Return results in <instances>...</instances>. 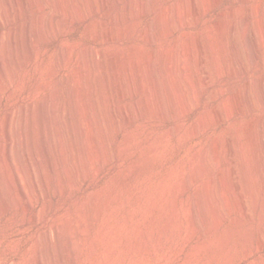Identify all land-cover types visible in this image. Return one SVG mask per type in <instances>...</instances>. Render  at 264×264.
<instances>
[{
  "label": "rangeland",
  "instance_id": "1",
  "mask_svg": "<svg viewBox=\"0 0 264 264\" xmlns=\"http://www.w3.org/2000/svg\"><path fill=\"white\" fill-rule=\"evenodd\" d=\"M45 1L48 3L47 11L37 12L38 4L36 0H0V15L2 18V22H0V264H39L40 256H43V254L45 260L42 261V264H102V262L104 264H264V219H261V214L264 213V154L259 159L256 156V139L254 138L262 133L261 129L263 130V128L259 123L264 118V78H262L264 77V42H262L264 41V35L262 31H260L261 33L259 32V38L256 41L258 44L256 47L258 48L257 51L256 49L254 50L256 56L253 59L254 61L252 60V52L244 44L246 29L251 27L255 21L259 25L262 19L264 20V0H197V12L192 7L187 9L186 6L187 12L191 14V24H187V18L183 14V23H175L174 28L175 26L176 28L170 34H164L168 31L160 28L157 18L165 12L169 14V12H172L169 7L183 1L144 0L148 8L146 15L135 18L129 17L120 25L113 24L114 32L116 33V37L113 39L108 38L107 34H102L100 37L95 38L92 33V27L93 24L100 23L101 20L106 23L111 22L110 20H113L116 16L114 13L117 14L123 11L124 1H121L122 4L119 2L109 7L110 9H105L103 5H100V10L96 12L97 14H92L88 6L84 5V3L87 4L88 0H80L88 16L85 20L80 19L78 14H74L75 12L72 8L75 3L74 0H72L73 2L71 0ZM204 4L208 5L205 6ZM120 5L121 7L119 8ZM57 8L61 9L62 14L65 13L59 26L60 29H48L49 34L48 32L39 35L36 33L33 37L34 41L32 40L30 44L25 43L22 36L25 34L26 29V32L28 31L30 27L28 25L33 21V18L42 13H46L48 14L47 17H50ZM187 12L185 13L187 14ZM171 14L173 15V12ZM171 14L170 16H172ZM195 17L196 19H193ZM158 20H160V17ZM234 22L242 26L240 33L234 34V38H239L237 40L241 50L239 54L243 55L242 61L249 67V74L242 73L241 69L239 71V66V68L237 67L238 70L235 71L236 73L238 72L237 74L234 75V71H231L234 54L231 52L230 40L232 34H230V30ZM216 23L222 25L220 29L216 28L218 25ZM147 27L153 29L152 31L155 34L152 38L153 40H146L143 37L144 31L148 29ZM213 29L220 30L219 32L217 31L216 37L214 36V43L219 40L215 44L221 45L223 43L226 50L220 56L222 62L219 60V62L223 63L221 76L219 74L220 69L217 66L218 64L221 65V63H215L217 61L215 60L216 54L211 45L210 38L213 39V37H208ZM221 29H223V32ZM218 34H221V36ZM11 37L15 39L11 41ZM192 39L197 40L193 41L198 42V44L202 43L199 45V49L200 53L203 54L202 57L204 56L203 68H205V71L210 70L208 73L209 77L213 76L212 78L210 77V82L212 81L213 83L211 82L212 84L210 83L207 86V91L205 90V92L200 84V66L198 63L197 65L194 64L196 63V55L189 52V46L193 42ZM22 40L23 43L21 42ZM61 46L67 52L61 64L56 68L55 64ZM201 46L204 48L201 49ZM19 50L20 52H18ZM201 50L203 51L201 52ZM89 51H94L95 55L97 54L98 58L101 56L100 59L103 61L104 65L99 68L101 69L99 72L101 71L103 80L101 85H97V82L95 83V69L93 71L92 63L90 66L89 62H86V59L90 57V55L89 57L86 56ZM185 52L187 53L185 54ZM98 53L100 54L98 55ZM167 57L170 58L172 64L174 63L172 65L173 69L171 68L172 72H169L175 78L173 79V82H175L171 85L167 84V77L169 76L167 70L162 68L164 67L162 63ZM136 58L144 61L140 68L134 66L137 64ZM150 58L152 59L153 69L148 74L146 73L147 70H145V64L149 62ZM184 58L186 59L184 60ZM86 65L90 66L92 70ZM216 67L218 70H216ZM174 69L175 71H173ZM83 71L85 75L82 76ZM143 71L155 78H153L155 83L149 81V86L158 85L159 96L162 97L163 95L160 99L162 103L164 102L163 106L166 105V107L164 106L165 116H158L157 113L154 114L155 112L153 113L149 110L150 108H147L148 110L145 109L142 117L128 122L125 119L122 108L125 103L126 105H133L138 98V95L133 97L130 93V88L138 90L140 92L139 97L141 96V89L144 83L140 84L141 80L139 81L138 75ZM131 72L134 74H130ZM90 74L93 78L92 76L90 77ZM129 77H132L131 80ZM247 80L252 81V88L248 94L246 92L243 93ZM127 86L131 87L128 89ZM167 87H169L168 90ZM122 88L126 89L125 91L128 94L125 93L123 95L124 90ZM218 89L222 90L220 91L222 94ZM55 90L58 91L57 95L54 93ZM194 90H197L198 93ZM85 91L93 92L91 100L88 101V95H86L87 92L85 94ZM169 93L171 94L169 95ZM172 93L176 96L175 98ZM210 93L213 96L215 95V99ZM229 94L233 95V97ZM208 97L209 99H206ZM228 98L230 103L227 102ZM81 99L85 100L82 101ZM221 100L226 101L227 107L231 104L229 105L231 107V109L229 108L230 111L227 110L226 104L224 105ZM236 100L238 101L236 102ZM181 101L182 104L186 102L188 107L186 113L184 112L179 118L178 107L181 105ZM249 101L251 104L253 103L251 106L248 104ZM91 102H94L93 105ZM60 104L63 106L61 107ZM64 104H68L69 106L67 105V107L72 109L71 112H73L69 122H66V118L63 115ZM237 104L238 106H236ZM86 105L89 107L87 106V108ZM223 105L226 109L223 108ZM220 106L222 107L221 109ZM217 110H220V114L222 111L224 112L221 115L226 120H220L219 116L215 114ZM227 111L230 113H227ZM98 112L102 114L99 115ZM208 112L210 115H208ZM93 114H97L98 117L102 116L105 119L111 118V123L108 124L112 127L107 125L108 129L105 134L109 149L108 159L103 157L104 149L101 147V139L97 138L98 136L96 138L89 136L91 135V118H93L90 116H93ZM11 115H14L13 120L10 124H7V120H9ZM54 115H56V120H54ZM204 115L206 123L204 124L203 121L200 125L199 121ZM211 115L214 116L212 117ZM57 116L62 121L57 119ZM48 120L50 123L47 122ZM117 122L120 123L118 124ZM57 124H60L59 128H57ZM63 124H65L64 127H61ZM258 125H260V128ZM66 126H68V129H66ZM173 128H176V133L169 135L168 132ZM66 130L69 131H67L68 134ZM60 132L62 134H58ZM255 133L257 136L254 135ZM64 135L65 137H63ZM238 135L242 136L241 141H246V147L249 145L247 147V157L249 156L247 165L242 163L244 158ZM129 136L131 141L128 139L130 138ZM61 139L65 140L61 141ZM75 139L78 140H76L77 145L74 143ZM53 140L58 143L53 142ZM91 141L97 142L93 143ZM230 142H232L233 152L235 153H233L232 161H227L225 154L228 146L226 145H229ZM61 144L64 145V148ZM68 145L76 151V155L75 151L72 154V149ZM152 147H155L153 152H151ZM74 156L76 158H73ZM149 156L152 157L149 158ZM203 156H206V162ZM75 159H78V163L73 162ZM201 159L202 161L204 160L203 162L207 166L204 169L205 171L202 168H197L201 167ZM66 160L68 161L66 162ZM79 160L81 163H79ZM139 161L142 163L137 165ZM261 164L263 165V170L260 169L262 168ZM223 166L225 168H231V166L237 168L238 166V169H236L237 176L235 175L236 179L235 176L229 177L231 176L230 170L222 168ZM243 182H245V185ZM233 184H239V186L242 184V187H240L245 190L243 194H246H244L245 198L248 196L246 199H249L247 200L248 203L250 202L251 214L248 218H243L244 220H239L238 202L232 192ZM202 191L208 192V194L206 195ZM202 195H205L204 197L206 198L208 197L210 201L208 213L205 207V200L207 199L202 197ZM227 198L230 199L228 200ZM202 200H204V204ZM210 206L211 208H209ZM193 210L197 212H193ZM213 210L219 213L222 212L221 215H224L225 219L223 218L219 224L214 225L212 228V219H214L212 217L216 213ZM195 228L198 230H196V233ZM191 233L194 235L191 236ZM224 235L226 237H224L225 240H223ZM229 236L232 238L231 240ZM202 241H206L205 244L207 245L202 244ZM112 242L113 245H110ZM203 245L204 248L202 247ZM107 247L108 250L105 251ZM109 249L110 253H108ZM127 249H130V251ZM194 250L198 253L200 250L201 254L197 253L195 255ZM128 252L129 254H127ZM250 252H253V254ZM106 253L108 256L105 255ZM119 253L121 255H118ZM45 254H47L46 257ZM232 254L233 256L231 257ZM101 255L104 257L102 258ZM189 255H193V257ZM102 259H105V261Z\"/></svg>",
  "mask_w": 264,
  "mask_h": 264
},
{
  "label": "bare ground",
  "instance_id": "2",
  "mask_svg": "<svg viewBox=\"0 0 264 264\" xmlns=\"http://www.w3.org/2000/svg\"><path fill=\"white\" fill-rule=\"evenodd\" d=\"M60 1V0H59ZM67 1H70V0H67ZM72 1V0H71ZM75 1V3L73 4L74 6L72 7L74 10V14H78L79 15V18L80 19H83V20H85L88 16H87V14L85 13V11H86V9L84 8V6H82L83 4L82 3H80V0H74ZM82 1V0H81ZM121 1H124L125 2V5L122 7L123 8V11L122 12H120V13H114L116 16H115V18L113 19V20H110L111 22H108V23H106V22H102V20H101V22L100 23H97V24H93V27H92V33L94 34V37L95 38H98V37H100V35H102V34H107L108 35V38H110V39H113L114 37H116V33L114 32V26H113V24H117V25H120V24H122L123 22H125L127 19H129V17L131 18H135V17H140V16H142V15H146V13H147V10H148V8H147V5H146V3L144 2V0H88L87 1V4H85L84 3V5H87L88 6V8H89V10H90V12L93 14V13H96V12H98V10H100V5H103L104 7H105V9L106 8H108V9H110L109 7H111V6H113V5H116V4H118L119 2L122 4V2ZM149 1V0H148ZM175 1V0H174ZM180 1V0H179ZM183 2L181 3V2H179V3H176V4H172L173 6H171V7H169V8H171V10H172V12H173V15L171 14L172 12H169V14L167 13V12H165V13H163L161 16H159L160 17V20H158L159 19V17L157 18V21H159V26H161L160 28H162V29H166L168 32H166V33H164V34H167V33H169L170 34V32L171 33H173V31L175 30V28H176V26H175V28H174V24L175 23H183V21H182V18L184 17V15H185V17L187 18V24L189 25V24H191V21H192V19L190 18V13L189 12H187V10H186V6H187V9L188 8H191L192 7V9L194 10V11H196V8H198V7H196V5H198L197 3H196V1L197 0H182ZM202 1H204V0H202ZM33 2V1H32ZM36 2H37V6H38V8H37V12H44L45 10H46V8H47V6H48V3H47V1H45V0H36ZM56 2H58L57 0H56ZM73 2V1H72ZM198 2V1H197ZM209 2V1H208ZM23 3V2H22ZM35 3V2H34ZM110 3H111V5H110ZM205 3V2H204ZM212 3V2H211ZM24 4V3H23ZM148 4V3H147ZM200 4V3H199ZM209 4V3H208ZM207 4V5H208ZM62 5V4H61ZM60 5V6H61ZM203 5V4H202ZM205 5V4H204ZM207 5H205V6H207ZM200 6V5H199ZM211 6V5H210ZM213 6V5H212ZM256 6H257V4H256ZM121 7V5L119 6V8ZM251 7V6H250ZM56 8V7H55ZM201 8V7H200ZM234 8H236V7H234ZM242 8V7H241ZM252 8H254V7H252ZM23 9V8H22ZM33 9V8H32ZM65 9V8H64ZM162 9V8H161ZM167 9V8H166ZM233 9V8H232ZM249 9H251V8H249ZM88 10V9H87ZM118 10V9H117ZM190 10V9H189ZM226 10V9H225ZM252 10H254V9H252ZM24 11V10H23ZM47 11V10H46ZM228 11V10H227ZM233 11V10H232ZM235 11H236V9H235ZM163 12V11H162ZM185 12H187V14L185 13ZM197 12V11H196ZM243 12V11H242ZM249 12V11H248ZM221 13V12H220ZM219 13V14H220ZM237 13H239V12H237ZM257 13V12H256ZM5 14V13H4ZM32 14V13H31ZM63 14H65V13H63ZM63 14H62V11H61V9H59V8H57L54 12H52V14H51V16L50 17H47V15L48 14H46V13H42V14H40V15H38V16H35V18H33V21L28 25V26H30L29 28H28V31L26 32V30H25V34H23V40L25 41V43H27V44H30L31 42H32V40L34 41V39H33V37H34V35L37 33L38 35L39 34H44V33H46V32H48V34H49V31H47L48 29H53V30H58V28H59V26H60V24L62 23V21H63ZM88 14H89V12H88ZM97 14V13H96ZM96 14H94V15H96ZM170 14L172 15V16H170ZM184 14V15H183ZM196 14V13H195ZM227 14V13H226ZM248 14V13H247ZM90 15V14H89ZM160 15V14H159ZM194 15V14H193ZM235 15V14H234ZM33 16V15H32ZM195 16V15H194ZM201 16V15H200ZM193 17V16H192ZM196 17H197V15H196ZM196 17L195 18H193V19H196ZM250 17V16H249ZM18 18H20V17H18ZM113 18V17H112ZM185 18V19H186ZM244 18V17H243ZM251 18V17H250ZM262 18V17H261ZM4 19V18H3ZM111 19V18H110ZM172 19H173V21H172ZM200 19V18H199ZM221 19V18H220ZM238 20V19H237ZM236 20V21H237ZM245 20H246V17H245ZM253 20H255V19H253ZM4 21V20H3ZM108 21V20H107ZM153 21V20H152ZM198 21V20H197ZM243 21H244V19H243ZM0 22H2V18H1V15H0ZM93 22V21H92ZM96 22H97V20H96ZM156 22V21H155ZM196 22V21H195ZM217 22H219L218 20H217ZM253 22V21H252ZM134 23V22H133ZM136 23V22H135ZM152 23H154V22H152ZM158 23V22H157ZM214 23V22H213ZM220 23H221V21H220ZM218 24V23H216V24H218L217 25V29H220L221 27L220 26H222L221 24ZM223 23V22H222ZM250 23V22H249ZM261 24H259V25H257V23H256V21H255V23L253 24V23H251V24H253L251 27H247L248 29H246V31H245V33H244V40H245V43L244 44H246V48L248 49V50H250L251 52H252V60L253 59H255V49H256V51H257V48L258 47H256V46H258V44H257V39L259 38V32L260 31H262V33H263V35H264V20L262 19V21L260 22ZM5 24V23H4ZM24 24V23H23ZM132 24V23H131ZM27 25V24H26ZM116 25V26H117ZM150 25V24H149ZM155 25V24H154ZM19 26V25H18ZM20 26H21V24H20ZM27 26V27H28ZM62 26V25H61ZM63 26H64V23H63ZM150 26H152V25H150ZM181 26V25H180ZM216 26V25H215ZM119 27V26H118ZM155 27V26H154ZM241 24H239V23H233L232 25H231V30H230V34H232V38H231V40H230V45H231V52H233V54H234V59H233V61H232V63H231V71L233 70L234 71V75L235 74H237L235 71H237L238 69H237V67L239 68V71H240V69H241V72L242 73H247V74H249V67L246 65V64H244L243 63V61H242V56L243 55H241V54H239V52H241V50H240V45H239V43H237V42H239V41H237L239 38H234V34L235 35H237L236 33L238 32V33H240V31L242 30L241 29ZM22 28V27H21ZM116 28V27H115ZM148 28V27H147ZM178 28V27H177ZM214 28V27H213ZM25 29V28H24ZM60 29V28H59ZM123 29V28H122ZM161 29V30H162ZM153 29H151V28H148L147 30H145L144 31V34H143V37L146 39V40H151L152 38H153V36H155V34H154V32L152 31ZM203 30V29H202ZM206 30V29H205ZM222 30V32H223V29H221ZM10 31V30H9ZM24 31V30H23ZM116 31V30H115ZM118 31V30H117ZM119 31H122V30H119ZM162 31H164V30H162ZM161 31V32H162ZM188 31H190V30H188ZM188 31H187V33H188ZM193 31V30H192ZM211 31V30H210ZM218 30H214L213 29V31L211 32V34L208 36V34H207V36L210 38V37H213V39L212 38H210L211 39V45H212V48H213V51L215 52V54H216V59L215 60H217L215 63L217 64V62L218 63H221L222 61L220 60V56H221V54H223V53H225V45L222 43L221 45H216L215 43H217V42H219V40L217 41V42H215L214 43V36L220 31H218ZM14 32H16V31H14ZM165 32V31H164ZM204 32V31H203ZM6 33V32H5ZM9 33V32H8ZM17 33V32H16ZM160 33V32H159ZM210 33V32H209ZM229 33V32H228ZM261 33V32H260ZM18 34H19V32H18ZM199 34V33H198ZM13 35H15V34H13ZM17 35V34H16ZM90 35V34H89ZM120 35H121V33H120ZM159 35V34H158ZM200 35V34H199ZM202 35V34H201ZM219 36H221V34H218ZM51 36V35H50ZM184 36V35H183ZM192 36V35H191ZM205 36V35H204ZM38 37V36H37ZM58 37V36H57ZM202 37V36H201ZM216 37V36H215ZM218 37V36H217ZM15 38H16V36H15ZM15 38H13L12 39V37H11V41L12 40H14ZM20 38V37H19ZM36 38V37H35ZM48 38V37H47ZM192 38V37H191ZM194 38V37H193ZM38 39V38H37ZM51 39V38H50ZM107 39V38H106ZM158 39V38H157ZM196 39V38H195ZM195 39H192V41L193 40H195ZM198 39V38H197ZM262 39V38H261ZM23 40L21 41L22 43H23ZM46 40V39H45ZM103 40H104V38H103ZM153 40V39H152ZM155 40V39H154ZM241 40V39H240ZM187 41V40H186ZM185 41V42H186ZM191 41V40H190ZM195 41H197V40H195ZM195 41H193L191 44H190V46H189V52H191V53H193V54H195L196 55V63H194V64H196L197 65V63L199 64V66H200V68H199V71H200V81H201V86H203V90H204V92H205V90H206V88H207V86H209L210 85V83L212 82H210V79L213 77H209V71H205V68H203L204 67V56L202 57V55L203 54H201L200 53V47H199V45L200 44H202V43H200V44H198V42H195ZM223 41V40H222ZM16 42V41H15ZM18 42V41H17ZM200 42V41H199ZM210 42V41H209ZM262 42H264V41H262ZM19 43V42H18ZM25 43H24V45H25ZM181 43V42H180ZM21 44V43H20ZM26 44V45H27ZM185 44V43H184ZM242 44V43H241ZM257 44V45H256ZM263 44V43H262ZM23 45V44H22ZM177 45V44H176ZM182 45V44H181ZM209 45H210V43H209ZM214 45V46H213ZM229 45V44H228ZM239 45V46H238ZM31 46V45H30ZM175 46V45H174ZM203 46H204V44H203ZM203 46H201V49H203L204 47ZM245 46V45H244ZM64 47H66L65 45H64ZM208 47V46H207ZM206 47V48H207ZM211 47V46H210ZM230 47V46H229ZM228 47V48H229ZM260 47V46H259ZM29 48V47H28ZM169 48V47H168ZM180 48V47H179ZM135 49V48H134ZM173 49H175V48H173ZM239 49V50H238ZM32 50V49H31ZM66 49L65 48H63V46H61V48H59V51H58V58H57V62H56V64H55V67L56 68H58V66L61 64V62H62V60L64 59V57L66 56V52L67 51H65ZM85 50V49H84ZM90 50V49H89ZM166 50V49H165ZM182 50V49H181ZM27 51V50H26ZM87 51V50H86ZM103 51V50H102ZM121 51V50H120ZM131 51V50H130ZM203 50H201V52H202ZM212 51V52H213ZM18 52H20V50L18 51ZM30 52V51H29ZM83 52V51H82ZM97 52V51H96ZM105 52H107V51H105ZM110 52V51H109ZM163 52V51H162ZM165 52V51H164ZM174 52V51H173ZM244 52H245V50H244ZM84 53H86V52H84ZM114 53V52H113ZM122 53V52H121ZM187 52H185V54H186ZM206 53V52H205ZM259 53V52H258ZM30 54V53H29ZM100 53H98V55H99ZM102 54V53H101ZM115 54V53H114ZM131 54V53H130ZM159 54V53H158ZM178 54V53H177ZM192 54V55H193ZM214 54V53H213ZM261 54V53H260ZM86 55V54H85ZM89 55H90V57H89ZM107 55V54H106ZM116 55V54H115ZM118 55V54H117ZM151 55V54H150ZM170 55V54H169ZM195 55H194V57H195ZM256 55H257V53H256ZM29 56V55H28ZM86 56H88L87 58L88 59H86V62L88 63V64H90V66H91V63H92V66L94 67L93 68V71H94V69H95V77H94V79L96 80H93V81H95V83L97 82V85H101L102 83H101V81H103L102 80V78H101V71L99 72V70H101V69H99V68H101L102 66L101 65H104L103 64V61L100 59L101 58V56H100V58H98V56H97V54L95 55V53H94V51L92 52V51H89L88 52V54L86 55ZM105 56V55H104ZM111 56V55H110ZM109 56V57H110ZM140 56V55H139ZM183 56V55H182ZM181 56V57H182ZM185 56V55H184ZM188 56V55H187ZM208 56H209V53H208ZM231 56V55H230ZM241 56V57H240ZM245 56V55H244ZM259 56V55H258ZM118 57V56H117ZM122 57H124V56H122ZM174 57V56H173ZM180 57V56H179ZM215 57V56H214ZM187 58V57H186ZM186 58H184V60L186 59ZM208 58V57H207ZM210 58V57H209ZM144 59V58H143ZM163 59V58H162ZM165 59V58H164ZM182 60H183V58H181ZM84 60H85V58H84ZM90 60V61H89ZM151 60V61H150ZM150 60H149V62L148 63H146L145 65H146V67H145V70H147V72L146 71H143V72H141V74L140 75H138V73H137V75H138V77H139V81L141 80V85H142V82L144 83V86H142V89H141V96L139 97V95H140V92L138 91V90H136V89H132V88H130L131 86H127L128 87V89L130 88L131 89V92H130V90H128L132 95H133V97L135 96H137L138 95V98H137V100L134 102V104L133 105H129V104H127L126 105V103H125V105L123 106V108H122V111L124 112V115H125V119L128 121V122H131V121H133V120H136V119H138V118H140V117H142L143 116V114H144V112H145V109H149V110H151V112H155L154 114H158V116H165V114H164V106L166 107V105H164L163 106V103H162V101H161V99L160 98H162L163 97V95H162V97H160L159 96V87H158V85H156V86H152V85H150L149 86V84H150V82L149 81H153V78L154 77H151L150 75H147L146 73H148L149 74V72L151 71V69H153L152 68V59L150 58ZM177 60V59H176ZM209 60V59H208ZM214 60V61H215ZM219 60L221 61V62H219ZM105 61V60H104ZM108 61V60H107ZM111 61V60H110ZM117 61V60H116ZM136 63L138 64H133L134 66H136V68H137V66H138V68H140L141 67V64L144 62V61H142V60H140V58H136ZM160 61V60H159ZM178 61V60H177ZM254 61V60H253ZM109 62V61H108ZM130 62V61H129ZM181 62H183V61H181ZM212 62V61H211ZM111 63H112V61H111ZM185 63V62H184ZM163 65H164V67H162V68H165L166 70H167V72H168V74H169V76L167 77V80H168V82H167V84L169 83V85H171L172 83H174L173 82V79H175V78H173V74L172 73H169V72H172V65L174 64H172V62H171V60H170V58H166L164 61H163V63H162ZM178 64V63H177ZM223 63H221V65L220 64H218L217 66L219 67V69H220V71H219V74H220V76L222 75V71H221V69H222V67L221 66H223L222 65ZM158 65V64H157ZM182 65V64H181ZM87 66V65H86ZM90 66H87V67H89L90 68ZM133 66V67H134ZM176 66H178V65H176ZM205 66H206V63H205ZM211 66V65H210ZM84 67V66H83ZM161 67V66H160ZM175 67V66H174ZM184 67V66H183ZM54 68V67H53ZM105 68V67H104ZM142 68H143V66H142ZM142 68H141V70H142ZM172 68V69H171ZM176 68V67H175ZM182 68V67H181ZM188 68V67H187ZM217 68V67H216ZM83 69H86V68H83ZM91 70H92V68H90ZM90 69H88V70H90ZM135 69V68H134ZM144 69V68H143ZM164 69V70H165ZM11 70V69H10ZM78 70H80V71H82L81 69H78ZM140 70V69H139ZM159 70H161V69H159ZM163 70V69H162ZM165 70V71H166ZM188 70V69H187ZM196 70H197V68H196ZM216 70H218V68L216 69ZM225 70V69H224ZM223 70V71H224ZM121 71V70H120ZM127 71V70H126ZM131 71V70H130ZM129 71V72H130ZM155 71V70H154ZM173 71H175V69L173 70ZM213 71V70H212ZM79 72V71H78ZM85 72H87V71H85ZM90 72H92V71H90ZM116 72H118V71H116ZM122 72H124V71H122ZM139 72V71H138ZM146 72V73H145ZM162 72V71H161ZM189 72V71H188ZM214 72V71H213ZM262 72H263V70H262ZM82 73V72H81ZM88 73V72H87ZM94 73V72H93ZM133 72H131L130 74H132ZM163 73V72H162ZM165 73V72H164ZM89 74V73H88ZM126 74V73H125ZM134 74V73H133ZM157 74V73H156ZM167 74V75H168ZM218 74V75H219ZM83 75H85V73H84V71H83V74H82V76ZM87 75V74H86ZM152 75H154V74H152ZM190 75V74H189ZM233 75V74H232ZM233 75V76H234ZM89 76V75H88ZM92 75L90 74V77H91ZM115 76H117V75H115ZM126 76V75H125ZM128 76H130L129 74H128ZM260 76H262V75H260ZM259 76V77H260ZM137 77V78H138ZM156 77V76H155ZM165 77V76H164ZM84 78H86V77H84ZM84 78H83V80H84ZM89 78V77H88ZM92 78H93V76H92ZM130 78V77H129ZM132 78V77H131ZM131 78H130V80H131ZM134 78V77H133ZM262 78H264V77H262ZM90 79V78H89ZM89 79H87L88 81H90ZM127 79V78H126ZM155 79V78H154ZM257 79V78H256ZM82 80V81H83ZM166 80V81H167ZM215 80V79H214ZM81 81V82H82ZM86 81V80H85ZM84 81V82H85ZM121 81V80H120ZM165 81V82H166ZM177 81V80H176ZM261 81H263V80H261ZM80 82V83H81ZM84 82H83V84H84ZM87 82V81H86ZM85 82V84H87ZM90 82H92V81H90ZM90 82H88L89 84H90ZM124 82H125V80H124ZM154 83H155V81H153ZM215 82V81H214ZM225 82H226V80H225ZM93 83V82H92ZM213 83V82H212ZM211 83V84H212ZM243 83V82H242ZM255 83H257V82H255ZM79 84V83H78ZM121 84V83H120ZM161 84V83H160ZM251 84H252V81L251 80H247V82H246V84H245V91H243V93L244 92H246V94H248L249 92H250V90H251ZM91 85H93V84H91ZM91 85H89V86H91ZM95 85V84H94ZM130 85V84H129ZM133 85V84H132ZM119 86V85H118ZM127 87H125V88H127ZM135 87V86H134ZM178 87V86H177ZM186 87V86H185ZM189 87V86H188ZM225 87V86H224ZM256 87V86H255ZM254 87V88H255ZM264 87V86H263ZM56 89H57V87H55ZM78 88V87H77ZM81 88V87H80ZM98 88V87H97ZM101 88H102V86H101ZM110 88V87H109ZM118 88V87H117ZM135 88H137V87H135ZM140 88V87H139ZM168 88L169 87H167V90H168ZM187 88V87H186ZM193 88H194V86H193ZM197 88V87H196ZM241 88H242V85H241ZM244 88V87H243ZM253 88V89H254ZM91 90H92V88H90ZM119 89V88H118ZM123 89V88H122ZM179 89V88H178ZM182 89H183V86H182ZM181 89V90H182ZM216 89V88H215ZM223 89V88H222ZM98 90H99V88H98ZM103 90V89H102ZM124 90V94L123 95H125V93H127L125 90L126 89H123ZM163 90V89H162ZM186 90V89H185ZM203 90L201 89V91L203 92ZM219 90V89H218ZM242 90V89H241ZM59 91H61L60 89H59ZM70 91V90H69ZM72 91V90H71ZM79 91V90H78ZM96 91V90H95ZM194 91H197V90H194ZM207 91V90H206ZM220 91H222L221 89L219 90V92ZM224 91V90H223ZM76 92V91H75ZM86 92H87V94H86ZM113 92V91H112ZM163 92V91H162ZM170 92V91H169ZM175 92V91H174ZM183 92V91H182ZM190 92V91H189ZM211 92V91H210ZM215 92V91H214ZM218 92V91H217ZM216 92V93H217ZM240 92V91H239ZM238 92V93H239ZM255 92V91H254ZM55 95H57V93H58V91L57 90H55ZM81 93V92H80ZM93 92H91L90 93V91H85V94L86 95H88V101L89 100H91V94H92ZM98 93H100V92H98ZM187 93V92H186ZM194 93V92H193ZM197 93H198V91H197ZM215 93V94H216ZM221 93V92H220ZM237 93V94H238ZM258 93V92H257ZM84 94V95H85ZM97 94V93H96ZM103 95H104V93H102ZM101 94V95H102ZM110 94V93H109ZM112 94V93H111ZM122 94V93H121ZM128 94V93H127ZM171 93H169V95H170ZM176 94V93H175ZM203 94V93H202ZM211 94V93H210ZM212 94H213V91H212ZM211 94V95H212ZM222 94V93H221ZM251 94V93H250ZM54 95V94H53ZM60 95V94H59ZM74 95H75V93H74ZM73 95V96H74ZM77 95V94H76ZM93 95V94H92ZM168 95V96H169ZM172 95L174 96V94L172 93ZM180 95H181V93H180ZM193 95H195V94H193ZM209 95V94H208ZM207 95V96H208ZM211 95H210V97H211ZM216 95H218V94H216ZM220 95V94H219ZM230 95V94H229ZM245 95V94H244ZM70 96V95H69ZM105 96V95H104ZM111 96V95H110ZM122 96V95H121ZM128 96V95H127ZM181 96H183V94L181 95ZM180 96V97H181ZM213 96V95H212ZM224 96V95H223ZM230 96H232L233 97V95H230ZM264 96V95H263ZM262 96V97H263ZM72 97V96H71ZM79 97V96H78ZM100 97V96H99ZM172 97V96H171ZM176 96H174V98H175ZM196 97V96H195ZM203 97V96H202ZM205 97V96H204ZM215 97V95L213 96V99H215L214 98ZM235 97V96H234ZM237 97V96H236ZM240 97H242V96H240ZM245 97V96H244ZM256 97V96H255ZM86 98V97H85ZM96 98H97V96H96ZM105 98V97H104ZM173 98V99H174ZM182 98V97H181ZM216 98H217V96H216ZM222 98V97H221ZM220 98V99H221ZM230 98V97H229ZM229 98H228V101L227 102H229L230 103V101H229ZM237 98H239V97H237ZM236 98V99H237ZM247 98V97H246ZM249 98V97H248ZM75 99V98H74ZM100 99H103V98H100ZM192 99V98H191ZM191 99H190V101H191ZM206 99H209V97L208 98H206ZM205 99V100H206ZM220 99H218V100H220ZM226 99V98H225ZM235 99V98H234ZM242 99V98H241ZM251 99V98H250ZM249 99V100H250ZM82 101H84L83 99H81ZM113 100H115V99H113ZM172 100V99H171ZM182 100V99H181ZM232 100H233V98H232ZM245 100V99H244ZM80 101V100H79ZM101 101V100H100ZM103 101V100H102ZM170 101V100H169ZM185 101H186V99H185ZM206 101H208V100H206ZM221 101H223V100H221ZM234 101V100H233ZM232 101V102H233ZM238 100H236V102H237ZM248 101V100H247ZM251 101V100H250ZM250 101H249V105L251 106L252 104L250 103ZM87 102V101H86ZM106 102V101H105ZM114 102V101H113ZM171 102V101H170ZM173 102H174V100H173ZM184 102V101H183ZM187 102V101H186ZM186 102H184V104H182V101L180 102L181 103V105H179V104H177V105H179V107H178V117L180 118L181 116H182V114H184V112L186 113V111H187V103ZM189 102V101H188ZM220 102V101H219ZM262 102V101H261ZM261 102H260V104H261ZM93 103L94 102H91V104L93 105ZM96 103V102H95ZM112 103V102H111ZM175 103H176V101H175ZM207 103V102H206ZM222 103V102H221ZM234 103V102H233ZM255 103H256V101H255ZM56 104V103H55ZM90 104V105H91ZM204 104V103H203ZM223 104L227 107V103H226V101L224 100L223 101ZM236 104V103H235ZM259 104V103H258ZM61 105V104H60ZM68 105V104H67ZM67 105L66 104H64V108H63V115H64V117L66 118V122H69V121H71V118H72V113L73 112H71L72 111V109H69L68 107H67ZM89 105V104H88ZM88 105H86V107L88 106ZM106 105V104H105ZM114 105V104H113ZM175 105V104H174ZM192 105V104H191ZM221 105V104H220ZM224 105H223V108H224ZM229 105H231V104H229ZM228 105V109L227 110H229V108L231 109V107ZM241 105V104H240ZM239 105V106H240ZM245 105V104H244ZM54 106V105H53ZM63 105H61V107H62ZM69 106V105H68ZM71 106V105H70ZM80 106H81V104H80ZM99 106V105H98ZM112 106V105H111ZM194 106V105H193ZM192 106V107H193ZM218 107H219V105H217ZM217 106H215V107H217ZM222 106V105H221ZM220 106V109L222 108ZM236 106H238V104L236 105ZM59 107V106H58ZM89 107V106H88ZM87 107V108H88ZM93 107V106H92ZM107 107V106H106ZM105 107V108H106ZM226 107L224 108V109H226ZM85 108V107H84ZM103 108V107H102ZM173 108V107H172ZM176 108V107H175ZM214 108V107H213ZM86 109V108H85ZM90 109V108H89ZM92 109H95V108H92ZM97 109V108H96ZM95 109V110H96ZM115 109V108H114ZM147 109V110H148ZM190 109V108H189ZM189 109H188V111H189ZM223 109V110H224ZM241 109V108H240ZM56 110V109H55ZM94 110V111H95ZM175 110H177V109H175ZM239 110V109H238ZM245 110H247L246 108H245ZM251 110V109H250ZM62 111V110H61ZM84 111V110H83ZM83 111H82V113H83ZM93 111V110H92ZM91 111V112H92ZM214 111V110H213ZM218 111V110H217ZM217 111H215L214 113L217 115V116H219V118H220V120L221 121H224V117H222V115L221 114H223L224 112L222 111V113L220 114L219 112H220V110L217 112ZM230 111V110H229ZM229 111H227V113L229 112ZM177 112V111H176ZM226 112V111H225ZM247 112V111H246ZM52 113V112H51ZM86 113V112H85ZM93 113V112H92ZM97 113V112H96ZM99 113V115H101L100 114V112H98ZM114 113V112H113ZM112 113V114H113ZM210 113H213V112H210ZM213 113V114H214ZM230 113V112H229ZM57 114V113H56ZM59 114V113H58ZM232 114V113H231ZM264 114V113H263ZM104 115V114H103ZM208 115H210L209 114V112H208ZM55 117H54V120H56L55 118H56V115H54ZM59 116H61L60 114H59ZM104 116H106V115H104ZM157 116V117H158ZM202 116V115H201ZM207 116V115H206ZM212 117L214 116V115H211ZM228 116V115H227ZM229 116H231L230 114H229ZM13 117H14V115H11L10 116V118H9V120H7L8 121V123L7 124H10L11 123V121L13 120ZM58 117V116H57ZM61 117H63V116H61ZM64 117L62 118V119H64ZM90 117H93V118H91V128H90V130H91V135H89V136H92V137H97V138H100L101 139V147L104 149V154H103V157H105V159H108L107 157H108V144H107V141H106V136H105V134H106V132H107V125L109 126L110 124H108V123H111V118L109 119V118H102V116L101 117H98L97 116V114L95 115V114H93V116H90ZM109 117V116H108ZM174 117V116H173ZM177 117V118H178ZM204 117H205V115L203 116V117H201V119L200 118H198V119H200V121H199V123H200V125L203 123V121H204ZM264 117V116H263ZM53 118V117H52ZM102 118V119H101ZM162 118H165V117H162ZM196 119H197V117H195ZM57 119H59L60 121H62L61 120V118L60 117H58ZM74 119V118H73ZM78 119V118H77ZM120 119V118H119ZM203 119V120H202ZM206 119V118H205ZM261 119V118H260ZM53 120V119H52ZM65 120V119H64ZM90 120V119H89ZM226 120V119H225ZM237 120V119H236ZM51 121V120H50ZM58 121V120H57ZM73 121H75V120H73ZM77 121V120H76ZM88 121V120H87ZM238 121V120H237ZM48 123H50L49 122V120L47 121ZM54 123H55V121H53ZM208 122V121H207ZM234 122V121H233ZM247 122H249V121H247ZM260 122V121H259ZM262 122V123H261ZM259 124L262 126V128H263V130L261 129V131H262V133L258 136V137H254L256 140V144H255V146H256V156H258V159H259V157H261L262 156V154H264V118H263V121H261ZM64 123V122H63ZM118 123V122H117ZM120 123V122H119ZM118 123V124H119ZM196 123V122H195ZM206 122L204 121V124H205ZM53 124V123H52ZM128 124V123H127ZM248 124V123H247ZM257 124V123H256ZM49 125H51V124H49ZM48 125V126H49ZM54 125V124H53ZM56 125V124H55ZM58 125V127L57 128H59V126H60V124H57ZM64 125L65 124H63V126H61V127H64ZM88 125V126H89ZM181 125V124H180ZM179 125V126H180ZM260 125H258L259 126V128H260ZM43 126H45V125H43ZM78 126V125H77ZM111 126V125H110ZM206 126V125H205ZM226 126V125H225ZM242 126H245V125H242ZM253 126V125H252ZM60 127V128H61ZM76 127V126H75ZM80 127V126H79ZM112 127V126H111ZM181 127V126H180ZM224 127V126H223ZM227 127V126H226ZM256 127V126H255ZM74 128V127H73ZM89 128V127H88ZM171 128V127H170ZM246 128V127H245ZM65 129V128H64ZM63 129V130H64ZM66 129H68V126H66ZM81 129V128H80ZM80 129H78V130H80ZM110 129V128H109ZM120 129V128H119ZM176 129V128H175ZM174 128L173 129H169L170 131L168 132L169 133V135H173V134H175L176 133V131L177 130H175ZM240 129V128H239ZM249 129V128H248ZM247 129V130H248ZM251 129V128H250ZM34 130V129H33ZM73 130V129H72ZM197 130V129H196ZM238 130V129H237ZM58 131H59V129H58ZM68 130H66V133L68 134V132L70 131V129H69V131L67 132ZM150 131V130H149ZM198 131V130H197ZM245 131V130H244ZM260 131V132H261ZM57 132V131H56ZM65 133V134H66ZM74 133H76V132H74ZM81 133V132H80ZM83 133V132H82ZM233 133V132H232ZM237 133V132H236ZM242 133H243V131H242ZM48 134V133H47ZM53 134V133H52ZM58 134H62L61 132L60 133H58ZM66 134V135H67ZM72 134V133H71ZM77 134V133H76ZM109 134V133H108ZM107 134V135H108ZM258 134V133H257ZM69 135H70V133H69ZM133 135V134H132ZM147 135H148V133H147ZM237 135V134H236ZM254 135H256V133L254 134ZM46 136V135H45ZM53 136H55V135H53ZM74 136V135H73ZM110 136V135H109ZM130 136H131V134H130ZM129 136V137H130ZM239 136V140L241 141V135H238ZM257 136V135H256ZM63 137H65V135L63 136ZM128 137V136H127ZM133 137V136H132ZM233 138H234V136H232ZM54 138V137H53ZM60 138V137H59ZM69 138H70V136H69ZM71 138H72V135H71ZM95 138H93V139H95ZM109 138V137H108ZM107 138V139H108ZM126 138V137H125ZM54 139H56V138H54ZM73 139V138H72ZM78 139V138H77ZM77 139H75L74 140V143L76 144L77 142H76V140ZM91 139V138H90ZM92 139V140H93ZM128 139H130V141H131V137L130 138H128ZM216 139V138H215ZM225 139V138H224ZM224 139H222V140H224ZM51 140V139H50ZM62 140H65V139H61V141ZM67 140V139H66ZM79 140V139H78ZM77 140V141H78ZM211 140H214V139H211ZM218 140V139H217ZM245 140V139H244ZM249 140V139H248ZM47 141V140H46ZM60 141V140H59ZM68 141H69V139H68ZM126 141H127V139H126ZM53 142H55L54 140H53ZM53 142H51V143H53ZM57 142V141H56ZM55 142V143H56ZM67 142V141H66ZM72 142V141H71ZM91 142H93V141H91ZM95 142V141H94ZM93 142V143H94ZM97 142V141H96ZM95 142V143H96ZM110 142V141H109ZM229 142V141H228ZM246 142V141H245ZM245 142H243V141H241V149H242V151H243V158H244V160H243V165H247V158L249 157H247V147L249 146H247L246 147V145H245ZM58 143V142H57ZM64 143V142H63ZM68 143V142H67ZM73 143V142H72ZM98 143H99V141H98ZM216 143V142H215ZM218 143V142H217ZM250 143V142H249ZM248 143V144H249ZM253 143V142H252ZM70 144V143H69ZM81 144V143H80ZM236 144H237V142H236ZM239 144V145H240ZM57 146H58V144H56ZM62 145V144H61ZM67 145V144H66ZM65 145V146H66ZM77 145V144H76ZM94 145V144H93ZM98 145V144H97ZM56 146V147H57ZM69 146V145H68ZM71 146H73V145H71ZM226 146H228V148L226 149L227 150V152H226V154H225V157H226V159H227V161H232V157H234V155H233V153H235V152H233V145H232V142H230L229 143V145H226ZM235 146V145H234ZM10 147H11V145H10ZM48 147H49V145H48ZM62 147L64 148V145H62ZM61 147V148H62ZM70 147V146H69ZM84 147V146H83ZM156 147V146H155ZM154 147V148H155ZM216 147V146H215ZM237 147V146H236ZM55 148V147H54ZM62 148V149H63ZM67 148V147H66ZM92 148H94V147H92ZM96 148V147H95ZM154 148L152 147V151L151 152H153L154 151ZM208 148H209V146H208ZM208 148H206V149H208ZM224 148V147H223ZM70 149H72L71 147H70ZM70 149H68V150H70ZM103 149H101V151H103ZM111 149V148H110ZM216 149V148H215ZM47 150V149H46ZM54 150V149H53ZM58 150V149H57ZM56 150V151H57ZM61 150V149H60ZM64 150V149H63ZM98 150H99V148H98ZM223 150V149H222ZM66 151H67V149H66ZM65 151V152H66ZM72 151V154H73V152L75 151V150H71ZM100 151V150H99ZM157 151V150H156ZM58 152V151H57ZM62 152H64V151H62ZM96 152H97V150H96ZM205 152H206V150H205ZM204 152V153H205ZM208 152V151H207ZM238 152V151H237ZM50 153V152H49ZM91 153V152H90ZM98 153V152H97ZM145 153V152H144ZM47 154V153H46ZM63 154V153H62ZM68 154V153H67ZM67 154H65L66 156H67ZM79 154H81V153H79ZM78 154V155H79ZM123 154V153H122ZM56 155V154H55ZM69 155H71V154H69ZM75 155H76V151H75ZM92 155V154H91ZM110 155V154H109ZM113 155V154H112ZM142 155V154H141ZM149 155V154H148ZM152 155V154H151ZM153 155H154V153H153ZM204 155H206V154H204ZM211 155V154H210ZM219 155V154H218ZM236 155H238V154H236ZM90 156V155H89ZM96 156H98V155H96ZM216 156H217V154H216ZM51 157V156H50ZM68 157V156H67ZM67 157H66V159H67ZM70 157H72V156H70ZM79 157H81L80 155H79ZM93 157V156H92ZM113 157V156H112ZM152 157V156H151ZM150 156H149V158H151ZM204 157V156H203ZM206 157V156H205ZM204 157V158H205ZM212 157V156H211ZM224 157V158H225ZM264 157V156H263ZM38 158V157H37ZM55 158V157H54ZM65 158V157H64ZM63 158V159H64ZM73 158H76L75 156L73 157ZM90 158V157H89ZM145 158V157H144ZM201 158V157H200ZM217 158V157H216ZM103 159V158H102ZM203 159V158H202ZM202 159H201V161H202ZM51 160H52V158H51ZM60 160V159H59ZM69 160V159H68ZM68 160H66V162L68 161ZM71 160H73L72 158H71ZM70 160V161H71ZM78 160V159H77ZM77 160L75 159L73 162H77ZM81 161H82V159H80ZM80 160H79V163H81L80 162ZM109 160H110V158H109ZM138 160H140V159H138ZM138 160H136V161H138ZM205 160V162H206V158L204 159ZM203 160V161H204ZM208 160V159H207ZM251 160V159H250ZM264 160V159H263ZM50 161V160H49ZM57 161H58V159H57ZM56 161V162H57ZM86 161H87V159H86ZM107 161V160H106ZM135 161V162H136ZM142 161V160H141ZM141 161H139V162H137V165H139V163H142ZM202 161V162H203ZM209 161V160H208ZM226 161V160H225ZM65 162V161H64ZM72 162V161H71ZM144 162V161H143ZM200 163V162H198V163H200L201 164V167H197L198 169L199 168H202L203 170L205 169V167H207V166H205V163L203 162V163ZM241 162V161H240ZM40 163V162H39ZM42 164H43V162H41ZM60 163V162H59ZM68 163H70V162H68ZM78 163V162H77ZM83 163V162H82ZM150 163V162H149ZM198 163H197V165H198ZM251 163V162H250ZM262 163H263V161H262ZM71 164V163H70ZM78 165V164H77ZM102 165V164H101ZM135 165V164H134ZM144 165V164H143ZM191 165V164H190ZM207 165V164H206ZM243 165H241V166H243ZM260 165V164H259ZM262 165V164H261ZM264 165V164H263ZM263 165H262V168H260V169H262L263 170ZM41 166V165H40ZM226 166V165H225ZM239 166V165H238ZM238 166H237V168H234L235 166H231V168H225L224 166L222 167V168H225V169H229L230 170V175L231 176H229V177H234L235 175H236V169H238ZM42 167V166H41ZM73 167H74V165H73ZM84 167H85V165H84ZM128 167H130V166H128ZM134 167H136V166H134ZM244 167V166H243ZM246 167V166H245ZM65 168H66V166H65ZM131 168H133V166H131ZM136 168H138V167H136ZM249 169H250V167H248ZM247 168V169H248ZM258 168V167H257ZM40 169V168H39ZM76 170H78L77 168H75ZM83 169H85V168H83ZM129 169V168H128ZM201 169V170H202ZM63 170V169H62ZM72 170V169H71ZM122 170V169H121ZM126 170V169H125ZM130 170V169H129ZM135 170V169H134ZM242 170V169H241ZM41 171H43V170H41ZM68 171H69V169H68ZM73 171V170H72ZM80 171V170H79ZM85 171V170H84ZM128 171V170H127ZM141 171V170H140ZM205 171V170H204ZM225 171V170H224ZM71 172V171H70ZM199 172V171H198ZM223 172V171H222ZM222 172H221V174H222ZM229 172V171H228ZM239 172V171H238ZM237 172V173H238ZM240 172H242V171H240ZM250 172V171H249ZM264 172V171H263ZM43 173V172H42ZM79 173V172H78ZM140 173V172H139ZM197 173V172H196ZM200 173V172H199ZM206 173V172H205ZM246 173V172H245ZM261 173V172H260ZM63 174H64V171H63ZM70 174V173H69ZM74 174V173H73ZM127 174V173H126ZM220 174V173H219ZM60 175V174H59ZM68 175V174H67ZM71 175H72V173H71ZM76 175V174H75ZM81 175H82V173H81ZM199 175V174H198ZM263 175H264V173H263ZM80 176V175H79ZM227 176V175H226ZM237 176V175H236ZM236 176H235V179H236ZM241 176V175H240ZM244 176H246V175H244ZM249 176V175H248ZM261 176V175H260ZM40 177H41V175H40ZM64 177V176H63ZM225 177V176H224ZM239 177V176H238ZM219 178V177H218ZM242 178V177H241ZM65 179V178H64ZM240 179V178H239ZM77 180V179H76ZM217 180V179H216ZM79 181V180H78ZM236 181V180H235ZM217 182V181H216ZM237 182V181H236ZM246 182V181H245ZM245 182H243L244 183V185H245ZM71 183V182H70ZM242 183V182H241ZM257 183V182H256ZM80 184V183H79ZM207 184V183H206ZM228 184V183H227ZM263 184V183H262ZM242 185V184H241ZM240 185V186H241ZM254 185V184H253ZM205 186V185H204ZM231 186H232V184H231ZM239 186V184L237 185V184H233V195L235 196V198H236V201L238 202V207H239V220H242L243 218H248L249 217V215L251 214L250 213V206H249V203L247 202V200H249V199H246L245 198V196H244V194H243V191L245 192V190H244V188L242 189L241 187ZM263 186V185H262ZM207 187V186H206ZM250 187V186H249ZM256 187V186H255ZM72 188V187H71ZM224 188V187H223ZM246 188V187H245ZM254 188V187H253ZM258 188V187H257ZM264 188V187H263ZM175 189H176V187H175ZM247 189V188H246ZM254 190V189H253ZM256 190H258V189H256ZM255 190V191H256ZM127 191V190H126ZM247 191V190H246ZM249 191V190H248ZM202 192H204L206 195L208 194V192L206 193L205 191H202ZM231 192V193H232ZM253 193V192H252ZM255 193V192H254ZM203 194V193H202ZM209 195H210V193H209ZM232 195V194H231ZM246 195V194H245ZM254 195V194H253ZM197 196V195H196ZM205 196V195H204ZM203 195H202V197H204ZM218 196V195H217ZM229 196V195H228ZM200 197V196H199ZM210 197H211V195H210ZM220 197V196H219ZM256 197V196H255ZM258 197V196H257ZM204 198H206V197H204ZM214 198V197H213ZM207 200H205V207L207 208H205L206 210H207V213H208V206H209V200H208V197L206 198ZM218 199V198H217ZM226 199V198H225ZM228 199V198H227ZM230 199V198H229ZM228 199V200H229ZM211 200V199H210ZM227 200V201H228ZM204 200H202V202H203ZM126 202V201H125ZM237 202H236V204H237ZM263 202V201H262ZM86 203V202H85ZM93 203V202H92ZM213 203V202H212ZM211 203V204H212ZM227 203H229V202H227ZM231 203V202H230ZM256 203V202H255ZM203 204H204V202H203ZM263 204V203H262ZM93 205V204H92ZM126 205V204H125ZM196 205V204H195ZM194 205V206H195ZM229 205V204H228ZM255 205V204H254ZM197 206V205H196ZM218 206H219V204H218ZM223 206V205H222ZM232 206V205H231ZM203 207V206H202ZM214 207H215V205H214ZM228 207V206H227ZM263 207V206H262ZM193 208V207H192ZM209 208H211V206L209 207ZM213 208V207H212ZM223 208V207H222ZM93 209V208H92ZM214 209V208H213ZM216 209V208H215ZM221 209V208H220ZM232 209V208H231ZM213 211H216V210H213ZM217 211H218V208H217ZM216 211V213H214V215L215 216H213L212 218H214V219H212L213 220V223H212V220H211V225H212V228H213V226L214 225H216V224H219V222L221 221V220H223V218H224V215L222 216L221 214H222V210L220 211L221 213H219V212H217ZM85 212V211H84ZM93 212V211H92ZM193 212H197V211H194L193 210ZM83 213V212H82ZM210 213V212H209ZM231 213V212H230ZM80 214V213H79ZM85 214V213H84ZM91 214V213H90ZM263 214L264 213H262L261 215H262V220L264 219L263 217ZM89 215V214H88ZM195 215H197V214H195ZM210 215H212V214H210ZM235 215V214H234ZM226 216V215H225ZM252 216H253V214H252ZM251 216V217H252ZM207 217H209V216H207ZM129 219V218H128ZM131 219V218H130ZM194 219H195V217H194ZM225 219V218H224ZM254 219V218H253ZM197 220V219H196ZM235 220V219H234ZM238 220V219H237ZM244 220V219H243ZM195 221V220H194ZM245 222V221H244ZM195 223V222H194ZM237 223H239V222H237ZM192 225H195V224H192ZM218 226V225H217ZM193 227V226H192ZM196 228L198 229V227L196 226ZM195 228V233H196V229ZM228 228V227H227ZM231 228V227H230ZM194 229V228H193ZM193 231V230H192ZM198 231V230H197ZM228 232V231H227ZM227 232H226V234H227ZM132 233H134V232H132ZM251 233V232H250ZM249 233V234H250ZM58 234H59V232H58ZM224 234V233H223ZM231 234V233H230ZM247 234V233H246ZM263 234V233H262ZM132 235V234H131ZM194 235V234H193ZM192 235V233H191V236H193ZM227 235H229V234H227ZM128 236V235H127ZM126 236V237H127ZM140 236H141V234H140ZM221 236V235H220ZM253 236V235H252ZM251 236V237H252ZM133 237V236H132ZM137 237H138V235H137ZM137 237H136V240H137ZM224 237H225V235L223 236V240H225L224 239ZM246 237V236H245ZM263 237V236H262ZM131 238V237H130ZM209 238V237H208ZM207 238V239H208ZM226 238V237H225ZM116 239V238H115ZM211 239V238H210ZM228 239V238H227ZM229 239L231 240L232 238L229 236ZM124 240V239H123ZM190 240H191V238H190ZM214 240V239H213ZM212 240V241H213ZM112 241V240H111ZM217 241V240H216ZM215 241V242H216ZM219 241H221V240H219ZM234 241H236V240H234ZM113 242H114V240H113ZM113 242H112V244H110V245H113ZM117 242V241H116ZM125 242H127V241H125ZM142 242V241H141ZM203 242V241H202ZM206 242V241H205ZM205 242H203L202 244H204V245H207V244H205ZM214 242V243H215ZM222 242V241H221ZM224 242V241H223ZM238 242V241H237ZM129 243L131 244V242L129 241ZM137 243V242H136ZM160 243V242H159ZM208 243H209V241H208ZM212 243V242H211ZM225 243H227V242H225ZM234 244H235V242H233ZM261 243H262V241H261ZM122 244V243H121ZM128 244V243H127ZM142 244V243H141ZM200 244V243H199ZM233 244V245H234ZM253 244H254V242H253ZM135 245H137V244H135ZM204 245L202 246L203 248H204ZM212 245H214V244H212ZM225 245H227V244H225ZM233 245H231V246H233ZM237 245V244H236ZM238 245H239V243H238ZM261 245V244H260ZM129 246V245H128ZM134 246V245H133ZM133 246H132V249H133ZM139 246H141V245H139ZM197 246V245H196ZM199 246V245H198ZM215 246H216V244H215ZM147 247V246H146ZM207 247V246H206ZM205 247V248H206ZM219 247V246H218ZM222 247V246H221ZM224 247V246H223ZM238 247V246H237ZM241 247V246H240ZM242 247H243V245H242ZM244 247H246V246H244ZM261 247V246H260ZM109 248H110V246H109ZM112 248H113V246H112ZM111 248V250H113ZM123 248V247H122ZM134 248H135V246H134ZM149 248V247H148ZM202 248V249H203ZM209 248V247H208ZM239 248V247H238ZM238 248H237V251H238ZM257 248V247H256ZM259 248V247H258ZM263 248V247H262ZM95 249V248H94ZM124 249V248H123ZM122 249V250H123ZM199 249H201V248H199ZM207 249V248H206ZM210 249V248H209ZM230 249V248H229ZM246 249V248H245ZM261 249V248H260ZM75 250V249H74ZM96 250V249H95ZM94 250V251H95ZM108 250V247L106 248V250L105 251H107ZM127 250H129L130 251V249H127ZM150 250V249H149ZM197 250V249H196ZM203 250H205V249H203ZM225 250V249H224ZM244 250V249H243ZM248 250V249H247ZM247 250H245V251H247ZM251 250H253V249H251ZM114 251V250H113ZM119 251H121L120 249H119ZM133 251V250H132ZM131 251V252H132ZM195 251V250H194ZM193 251V252H194ZM202 251V250H201ZM235 251H236V249H235ZM234 251V252H235ZM76 252V251H75ZM93 252V251H92ZM112 252V251H111ZM134 252H135V250H134ZM147 252H148V249H147ZM190 252H192V251H190ZM228 252H229V250H228ZM44 253V252H43ZM42 253V254H43ZM49 253V252H48ZM47 253V254H48ZM108 253H110V249H109V252ZM195 253V255L198 253V252H194ZM215 253H217V252H215ZM233 253V252H232ZM250 253H252L253 254V252H250ZM47 254H45V257H46V255ZM76 254V253H75ZM127 254H129V252L127 253ZM189 254V253H188ZM188 254H187V256H188ZM191 254V253H190ZM193 254V253H192ZM198 254H201L200 253V250H199V253ZM214 254V253H213ZM236 254V253H235ZM243 254V253H242ZM104 255V254H103ZM105 255H107V253L105 254ZM118 255H121L120 253L118 254ZM212 255V254H211ZM227 255V254H226ZM226 255H224V256H226ZM243 255H246V254H243ZM102 256V255H101ZM100 256V257H101ZM108 256V255H107ZM106 256V257H107ZM190 256V255H189ZM210 256V255H209ZM208 256V257H209ZM214 256V255H213ZM229 256V255H228ZM233 256V254L231 255V257ZM235 256V255H234ZM241 257H242V255H240ZM252 256V255H251ZM104 256H102V258H103ZM105 257V258H106ZM119 257V256H118ZM123 257H125V256H123ZM127 257V256H126ZM190 257H193V255L192 256H190ZM212 257V256H211ZM243 257H245V256H243ZM109 258H110V254H109ZM186 258H188V257H186ZM210 258V257H209ZM251 258V257H250ZM100 259V258H99ZM107 259H108V257H107ZM107 259H106V261H107ZM159 259H161V258H159ZM230 259H232V258H230ZM45 259H44V254H43V256H40V261H39V264H42V261H44ZM102 260H104L105 261V259H102ZM122 260H124V259H122ZM167 260V259H166ZM185 260V259H184ZM187 260V259H186ZM208 260V259H207ZM248 260V259H247ZM264 260V259H263ZM125 261V260H124ZM158 261H160V260H158ZM189 261V260H188ZM213 261V260H212ZM217 261H219V260H217ZM216 261V262H217ZM99 262V261H98ZM111 262V261H110ZM121 262V261H120ZM123 262V261H122ZM225 262V261H224ZM226 262H228V261H226ZM256 262V261H255ZM259 262V261H258ZM162 263V262H161ZM213 263V262H212ZM229 263H231V262H229ZM233 263V262H232ZM244 263V262H243ZM102 264H104V262H102Z\"/></svg>",
  "mask_w": 264,
  "mask_h": 264
}]
</instances>
